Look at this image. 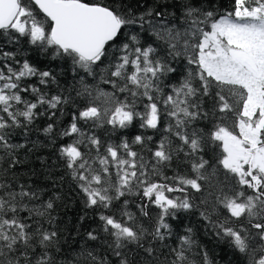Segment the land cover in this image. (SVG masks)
I'll list each match as a JSON object with an SVG mask.
<instances>
[{
	"label": "snow or ice",
	"instance_id": "snow-or-ice-1",
	"mask_svg": "<svg viewBox=\"0 0 264 264\" xmlns=\"http://www.w3.org/2000/svg\"><path fill=\"white\" fill-rule=\"evenodd\" d=\"M182 8L177 27L147 20L152 9L135 17L117 0H0V34L9 42L25 37L44 51L50 49L54 58L70 60L74 73L98 75L100 83L111 86L109 92L84 84L77 92L89 100L61 133L71 142L61 145L59 154L85 197V207L106 210L99 219L117 264H191L190 227L180 246L170 250L171 260L160 259L157 244L171 234L170 220L198 207L196 199L205 206L200 213L204 219L211 222L217 215L213 227L243 255L241 264H264V0H230L223 13L210 5L198 7L193 0H184ZM137 23L149 25L166 46L163 54L158 45L142 44L138 35L121 42L126 26ZM181 56L189 66L186 75L176 85L165 84L164 78L176 71L168 58ZM32 77L38 78L36 83L29 82ZM50 83H56L51 71L16 59L0 45V148H14L11 131L33 123L43 114L40 108L62 113L70 97L49 95L44 87ZM137 119L142 129L158 130L166 123L168 135L148 150L154 163L133 150L152 136L105 145L81 126L110 125L115 131ZM202 122L206 124L200 126ZM208 150L213 155L205 158ZM174 160L190 171L164 175L162 167ZM129 195L142 201L139 216L128 210ZM39 196L23 184L0 181V264H54L58 232L41 223L44 218L53 222L54 201L33 203ZM88 237L99 238L94 231ZM87 255L92 264H108ZM203 260L211 264L206 252Z\"/></svg>",
	"mask_w": 264,
	"mask_h": 264
},
{
	"label": "trees",
	"instance_id": "trees-1",
	"mask_svg": "<svg viewBox=\"0 0 264 264\" xmlns=\"http://www.w3.org/2000/svg\"><path fill=\"white\" fill-rule=\"evenodd\" d=\"M99 2V0H95ZM104 3H111L112 0H103ZM135 17H139L149 9L155 12H161L164 15L157 17H146L156 24L176 25L180 26V18L183 15L182 4L184 0H117ZM196 6L204 5L219 9L223 13L230 7V0H193ZM126 33L122 36L121 42H127L131 35H138L142 44L147 46L153 44L158 47V52L165 49L162 41L158 40L152 33L149 25L144 24L141 28L140 24L128 25L124 29ZM155 41V43H153ZM0 45H3L4 51H11L16 54V59L21 61L28 60L39 70H49L56 77V83H50L44 87V91L49 95L62 94L70 97V102L62 106L61 110H52L42 107L39 109L42 115H38L33 123L23 128L13 129L9 136V143L15 145L9 151L0 148V181H6L14 186L23 184L26 188H31L40 193L39 199L33 201L35 204L54 201V209L51 211L53 222L49 224L47 218L41 220L44 228L56 230L58 232V244L52 250L54 264H92L91 258L87 253L91 252L98 259H106L108 264H117V257L112 254V250L108 247L110 238L102 231V221L99 215L103 209L85 207V197L80 191L76 182L72 179L69 170L66 168L64 160L60 158L59 148L61 145L70 143L71 139L61 136V133L72 119V114L82 108L89 100L88 97L77 96L84 84L90 87L99 86L105 91H112L110 85L100 83L99 76L95 78L86 75L83 71L73 72V66L70 60L54 58L52 51L42 50L37 45H32L27 38L19 37L9 42V38L0 34ZM171 67L176 71L169 73L164 78L167 85H176L187 73L188 64L185 57H177L176 59L168 58ZM83 78V80L81 79ZM37 77L30 78L31 83H36ZM170 88H165V92ZM32 99V97H27ZM123 98V97H121ZM142 110V105H138ZM55 111L56 115L51 116ZM49 124H52V131L45 132ZM206 122H202L200 126H204ZM140 121L137 119L132 125L126 129L112 130L110 125L101 128H93L91 124L81 126L89 135H97L105 145L107 143L118 144L122 140L127 139L131 143L136 135L152 136L151 141H147L145 146L133 145V150L141 153L146 160L153 162L149 149H155L158 142L168 135L164 131L166 123L158 130L140 128ZM175 143H179L175 141ZM213 155L211 150L206 151L205 158ZM162 172L168 177L174 176L177 172L183 174L190 171L186 166L177 167V161L174 160L169 167H162ZM153 179H159L153 177ZM169 195L179 196L180 193H172ZM199 196V194H196ZM129 201L128 210L139 216V208L137 207L142 201L139 196L129 195L126 197ZM121 201L116 202L115 211L119 215ZM146 202V201H143ZM195 207L188 211H182L176 219L169 221L171 224V234L166 236L162 242H158L161 260L167 256L171 260L172 248H178L181 244L180 237L186 234V229L191 228L190 234L194 244L187 253L188 260L191 264H204V253L208 255L211 264H241L244 259L243 255L232 248L229 242L217 235L216 229L212 222L217 219V215L213 214L210 220L204 219L200 213L205 210V206L200 204V199H196ZM32 206L31 204L29 205ZM149 211L155 213L157 209L152 206ZM22 216L27 217L28 213L22 212ZM145 226L151 223L147 217H140ZM31 222V221H29ZM94 231L99 237L97 240H90L88 232ZM107 241V242H106ZM58 249V250H57Z\"/></svg>",
	"mask_w": 264,
	"mask_h": 264
}]
</instances>
